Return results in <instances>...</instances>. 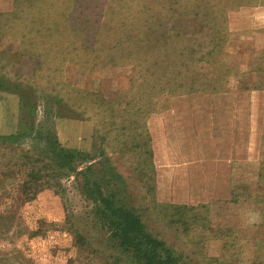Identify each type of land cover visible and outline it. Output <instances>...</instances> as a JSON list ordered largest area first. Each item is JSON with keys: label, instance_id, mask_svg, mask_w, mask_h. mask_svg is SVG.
I'll return each mask as SVG.
<instances>
[{"label": "rangeland", "instance_id": "374dc122", "mask_svg": "<svg viewBox=\"0 0 264 264\" xmlns=\"http://www.w3.org/2000/svg\"><path fill=\"white\" fill-rule=\"evenodd\" d=\"M0 79V264L113 260L78 174L102 154L189 264H264V0H0ZM38 133L85 161L59 174Z\"/></svg>", "mask_w": 264, "mask_h": 264}, {"label": "trees", "instance_id": "16d2710c", "mask_svg": "<svg viewBox=\"0 0 264 264\" xmlns=\"http://www.w3.org/2000/svg\"><path fill=\"white\" fill-rule=\"evenodd\" d=\"M126 6L131 7V5ZM126 21H129L132 27L121 22V40L116 41L121 43L120 48L124 50L127 45L131 44L133 46L137 42L139 51L142 52L147 49V44L151 40L148 31L152 28L150 25H152L153 21L141 18L140 21L143 23L145 21L144 26L146 28L143 25H139L137 18L132 17L131 14ZM109 35L113 38L112 32H109ZM124 39L126 40L124 41ZM137 45L134 48H137ZM133 53L130 50L127 56L131 57ZM118 56L112 54L109 58L110 62L117 64L116 57ZM261 74L263 78L262 71ZM0 88L4 89V82L1 79ZM30 103L33 102L31 101ZM29 104L24 103V105H21L22 110L26 113H30V109L37 111L34 103L32 105ZM27 125L32 131L33 123L28 124L27 122ZM27 125L17 133L9 134L7 137L15 141L19 140L18 138L22 135H25V137L31 136L27 132ZM37 136L35 141L43 147L44 151L46 149L45 153L51 157V161L59 174L62 173L64 176L69 173L73 174L78 168L77 163L84 162L85 157H87L80 150L61 146L57 142V138H53L49 133L47 138L46 135H41V133H38ZM102 156L100 157L104 161L99 158L98 162L90 164L84 170H80L78 174L83 176L84 184L82 188L93 202L95 215L104 224L106 223L109 229L110 234L106 238L109 242L106 248H112V250H115V254L112 257L113 260L108 261L107 264H121L122 262L123 264H189L183 253H178L167 246L166 242L158 235V232L150 229L149 225L138 213L137 207L131 204L129 194L131 190L128 179L119 173L111 158H108L105 154H102ZM102 171L103 175L99 177ZM36 174L39 173L28 172L27 178H32V176L37 178ZM40 189L33 190L27 185L24 193L28 195L31 193L36 194Z\"/></svg>", "mask_w": 264, "mask_h": 264}, {"label": "crops", "instance_id": "0c3cea01", "mask_svg": "<svg viewBox=\"0 0 264 264\" xmlns=\"http://www.w3.org/2000/svg\"><path fill=\"white\" fill-rule=\"evenodd\" d=\"M23 117H24V115H22V117H21L20 124H19V129L17 128L13 133H17L20 129L25 127V122L23 121ZM8 134H11V133H8Z\"/></svg>", "mask_w": 264, "mask_h": 264}]
</instances>
